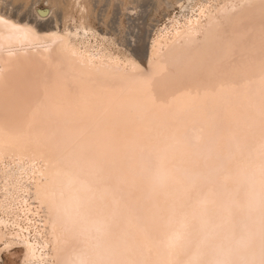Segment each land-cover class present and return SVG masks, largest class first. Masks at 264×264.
I'll return each instance as SVG.
<instances>
[{"label":"bare ground","instance_id":"6f19581e","mask_svg":"<svg viewBox=\"0 0 264 264\" xmlns=\"http://www.w3.org/2000/svg\"><path fill=\"white\" fill-rule=\"evenodd\" d=\"M176 1L138 59L0 0V241L22 264H264V0Z\"/></svg>","mask_w":264,"mask_h":264},{"label":"rangeland","instance_id":"374dc122","mask_svg":"<svg viewBox=\"0 0 264 264\" xmlns=\"http://www.w3.org/2000/svg\"><path fill=\"white\" fill-rule=\"evenodd\" d=\"M18 4L21 7L17 10ZM2 5L4 10L28 18L33 15L32 8L43 15L38 23L59 29L65 26L80 30L85 25L89 42H101L113 52L135 54L141 59L138 45L148 42L157 28L175 16L180 4L176 0H3ZM5 244L0 241V264H12L11 255L16 264H22L20 242L8 244L10 248Z\"/></svg>","mask_w":264,"mask_h":264}]
</instances>
